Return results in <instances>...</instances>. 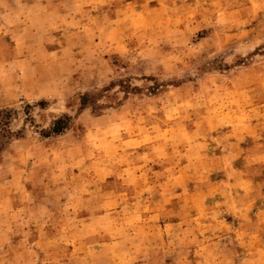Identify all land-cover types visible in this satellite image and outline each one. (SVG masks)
<instances>
[{
    "label": "rangeland",
    "instance_id": "rangeland-1",
    "mask_svg": "<svg viewBox=\"0 0 264 264\" xmlns=\"http://www.w3.org/2000/svg\"><path fill=\"white\" fill-rule=\"evenodd\" d=\"M0 264H264V0H0Z\"/></svg>",
    "mask_w": 264,
    "mask_h": 264
},
{
    "label": "trees",
    "instance_id": "trees-1",
    "mask_svg": "<svg viewBox=\"0 0 264 264\" xmlns=\"http://www.w3.org/2000/svg\"><path fill=\"white\" fill-rule=\"evenodd\" d=\"M63 124H64V121H62V120L56 121L55 126L53 128V131L54 132H58V131H61L62 129H64V125Z\"/></svg>",
    "mask_w": 264,
    "mask_h": 264
}]
</instances>
